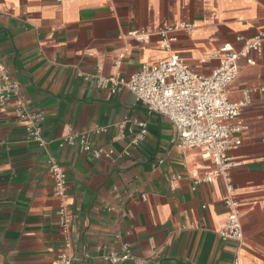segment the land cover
<instances>
[{
	"label": "crops",
	"instance_id": "0c3cea01",
	"mask_svg": "<svg viewBox=\"0 0 264 264\" xmlns=\"http://www.w3.org/2000/svg\"><path fill=\"white\" fill-rule=\"evenodd\" d=\"M182 23L195 26L177 29L163 47L157 30ZM135 30L150 39L129 35ZM261 32L264 0H0V62L19 83L0 112V264H57L64 233L50 156L67 173L72 264H113L105 255L125 243L142 264H234L237 255L264 264V48L241 58L229 86L231 100L247 97V129L229 152L238 163L229 174L241 243L221 235L228 191L213 159L180 146L174 123L150 116L132 91L113 94L96 82L99 73L129 78L171 53L209 74L215 51L240 49L239 37ZM19 106L44 112L46 146L29 137ZM136 120H148V134L133 146ZM72 133H85L101 153L79 142L61 146Z\"/></svg>",
	"mask_w": 264,
	"mask_h": 264
},
{
	"label": "built area",
	"instance_id": "2783aa9c",
	"mask_svg": "<svg viewBox=\"0 0 264 264\" xmlns=\"http://www.w3.org/2000/svg\"><path fill=\"white\" fill-rule=\"evenodd\" d=\"M195 24L182 23L180 25L165 26L157 30L161 38V45L170 48L176 37L172 34L179 28L192 29ZM129 35L140 41L150 39L151 34L146 31H131ZM242 47L236 49L227 43L214 52L212 57L218 60L217 66L209 74L194 71L187 60L177 53H171L166 58H161L154 63H145L129 78L119 75H96L99 87L118 93L124 89L132 91L138 100L146 107L148 114L160 113L168 117L175 125L178 140L183 148L198 147L202 156L213 159L217 168L214 176H223L227 183L228 196L224 202L228 208V216L224 223L221 235L241 243L244 238L241 215L235 199V189L229 171L238 165L229 154L233 147L242 143L241 133L247 129L242 119V109L247 103V97L233 101L229 97V86L240 72V60L247 56L249 51L261 55L264 48V32L251 39L239 37ZM250 64H255L253 58L247 59ZM88 79V76H85ZM19 83L15 81L7 67L0 62V112L3 111L10 99L17 94ZM17 113L26 122L29 137L40 146H46L43 136V122L45 114L42 111H30L19 106ZM137 134L132 138L131 144L138 145L145 140L148 134V120H136ZM105 130L96 127L95 132ZM79 142L85 151L99 155L102 150L93 149L87 135L69 134L62 141L61 146L72 145ZM129 155V150L125 151ZM49 172L54 181V194L61 199L57 208L60 227L64 233L63 250L58 256L57 264H72L71 249L72 225L74 212L68 202L67 173L59 161L50 156ZM105 259L113 264L132 261L133 264H142L143 260L136 256L131 245L125 243L122 252L111 250ZM234 264H242L237 255Z\"/></svg>",
	"mask_w": 264,
	"mask_h": 264
}]
</instances>
